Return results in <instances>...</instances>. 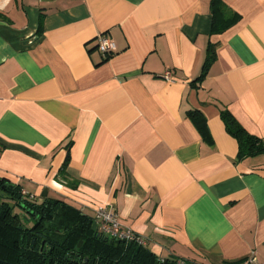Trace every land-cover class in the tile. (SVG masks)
I'll use <instances>...</instances> for the list:
<instances>
[{"label": "crops", "instance_id": "obj_1", "mask_svg": "<svg viewBox=\"0 0 264 264\" xmlns=\"http://www.w3.org/2000/svg\"><path fill=\"white\" fill-rule=\"evenodd\" d=\"M0 13V178L94 220L112 209L159 258L264 262V153L242 156L221 116L264 141V0H220L216 16L214 0H0ZM100 34L117 45L107 58Z\"/></svg>", "mask_w": 264, "mask_h": 264}, {"label": "trees", "instance_id": "obj_2", "mask_svg": "<svg viewBox=\"0 0 264 264\" xmlns=\"http://www.w3.org/2000/svg\"><path fill=\"white\" fill-rule=\"evenodd\" d=\"M214 4L216 16L220 0H214ZM227 11V14L221 15H225L228 22L238 18L237 13ZM210 52L204 65V72L199 78L204 76L215 56L213 47ZM189 115L202 134L208 138L207 122L201 112L191 110ZM221 116L228 132L239 141L242 156L264 153V141L247 132L229 110H222ZM94 222L93 218L63 200L30 197L22 192L19 185L6 178H0V264L196 262L181 258H159L147 245L139 246L135 242L110 238L99 233L97 226H93Z\"/></svg>", "mask_w": 264, "mask_h": 264}, {"label": "built area", "instance_id": "obj_3", "mask_svg": "<svg viewBox=\"0 0 264 264\" xmlns=\"http://www.w3.org/2000/svg\"><path fill=\"white\" fill-rule=\"evenodd\" d=\"M97 47L104 58L113 55L117 50L116 42L106 34H100L97 37ZM165 78L173 80L171 72H166ZM95 223L99 233L106 235L110 238L121 239L128 242H135L139 246H146L147 239L133 229L124 226L119 218V215L105 206H99L95 211ZM179 264H184V261H180ZM188 264H208V263H197L189 262ZM230 264H264L260 262L255 253L252 252L246 258L239 261L232 262Z\"/></svg>", "mask_w": 264, "mask_h": 264}, {"label": "water", "instance_id": "obj_4", "mask_svg": "<svg viewBox=\"0 0 264 264\" xmlns=\"http://www.w3.org/2000/svg\"><path fill=\"white\" fill-rule=\"evenodd\" d=\"M93 226H96V223L94 222ZM80 245H81V242H80Z\"/></svg>", "mask_w": 264, "mask_h": 264}]
</instances>
